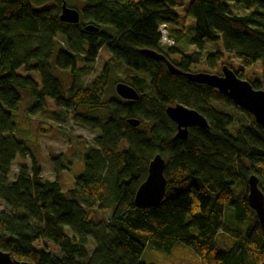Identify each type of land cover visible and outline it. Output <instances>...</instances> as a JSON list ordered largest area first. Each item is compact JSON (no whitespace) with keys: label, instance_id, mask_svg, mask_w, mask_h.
<instances>
[{"label":"trees","instance_id":"1","mask_svg":"<svg viewBox=\"0 0 264 264\" xmlns=\"http://www.w3.org/2000/svg\"><path fill=\"white\" fill-rule=\"evenodd\" d=\"M48 2L56 4V11L33 9ZM82 2L78 23L69 24L58 18L60 0H0V200L7 209L0 212V250L30 264H147L141 260L145 249L168 253L179 242L200 264H264V236L246 203L251 174L264 196V130L244 111L247 125L234 127L231 115L212 106L227 103L225 97L171 74L166 65L191 72L204 62L212 70L222 54L204 55V43L220 41L225 53L240 60L242 69L233 70L237 77L245 79L243 68L261 62L260 81L249 83L264 88V14L251 11L264 8V0H191L184 16L194 21L190 44L195 51L187 55L177 48L186 30L178 23L177 0ZM227 2L248 12L232 13ZM86 25L97 30L85 31ZM160 25L173 46L159 45ZM103 47L108 59L99 75L75 89ZM114 64L134 72L123 83L138 92V100H101ZM19 69L38 74L40 83L17 75ZM59 72L66 73L68 85ZM146 82L152 96L140 91ZM45 98L99 132L82 155V173L64 192L57 179L43 178L39 144L14 134L12 112L21 99L43 109ZM176 104L198 112L208 128L191 127L185 139H175L165 108ZM100 112L107 113L102 122ZM128 118L139 125L131 127ZM122 143L126 148L120 149ZM155 154L165 161L164 195L154 207L137 208L134 195ZM25 155L29 167L20 165L9 182L12 163ZM47 155L55 174L64 170L62 153L49 149ZM225 208L234 209L237 222L252 225L243 231L227 227ZM220 234L231 243L226 245ZM41 240L59 254L35 249Z\"/></svg>","mask_w":264,"mask_h":264},{"label":"rangeland","instance_id":"2","mask_svg":"<svg viewBox=\"0 0 264 264\" xmlns=\"http://www.w3.org/2000/svg\"><path fill=\"white\" fill-rule=\"evenodd\" d=\"M190 1L191 0H177L178 6L176 8L179 26L182 25L186 29L185 36L177 44V48L186 55L195 51L194 46L190 44V40L193 38L195 33L194 21L184 16L185 10ZM65 3L68 7L77 10L79 13L83 9L82 0H65ZM227 5L232 13L243 15L248 12L242 5H236L229 2H227ZM33 9H48L50 11H56V4L54 2H48L42 6L33 7ZM251 11L264 14V8L260 7H254ZM60 40L62 39L60 38ZM214 51H218L222 54L221 61L214 69L211 70L206 67L204 62H200L192 69L191 72H208L220 74L222 63L234 71L242 69L240 60L230 54L225 53L220 41L214 43H204V55ZM107 59L108 54L103 47L97 56V61H94L89 74L82 75L77 78L75 81V89H82L88 86L91 81L99 75ZM77 65L80 67L82 63L78 62ZM261 71V62L256 61L250 67L243 68V75L245 80L252 83L254 81H260ZM132 73L134 72L123 67L122 65L114 64L112 66L106 87L100 93L101 100L107 101L110 98L112 99L115 97L116 94L114 92V85L118 82H123L124 77L131 75ZM16 74L21 77H29L36 83H40L39 76L36 73H26L23 71V69H19L16 71ZM57 76L61 78V82L65 86L69 84L68 76L65 72H59ZM140 91L148 96H152V90L148 86L147 82L140 89ZM21 95L23 94L21 93ZM66 95H68V92ZM44 103V108L39 109L35 107V101L21 99L17 107V111L12 112V121L15 126L14 134L19 138L32 140L39 144L43 178L50 181L57 179L60 184V190L64 192L73 185L75 178H77L82 173V155L89 147L92 146V139L98 136L99 132L79 124L73 112L55 107L54 102L51 99L45 98ZM212 106L218 112L231 115L235 120L234 127L247 125L246 117L241 113L242 110L233 106L230 102L227 101V103H223L214 101L212 102ZM98 115L101 122L107 119L106 112H100ZM228 131L231 132L232 128H230ZM124 148H126V145L122 143L120 149ZM49 149H51L55 154L62 153L64 155V170L57 174H55L54 169L52 168L48 159L47 153ZM20 165L29 167L30 162L27 155L21 158L17 157L12 163L11 172L8 176L9 182H13L17 173V168ZM239 193L240 189L238 188V194ZM6 210L7 209L4 203L0 200V212ZM234 212L235 211L233 208L224 209L223 222L227 227L243 231L252 225L250 220H246L242 223L237 222L234 217ZM106 216H108V214ZM66 232L69 233L67 229ZM192 232L195 233V231ZM220 235L223 236L226 245L231 243V238L229 236L226 234ZM34 247L37 250H46L52 252L55 255L59 254L58 249L50 242L45 240L38 241ZM88 249L89 252L92 253L94 249L92 241H89ZM141 260L147 264H200L198 256H196L189 247L179 242H175L168 253L156 249H145L142 253Z\"/></svg>","mask_w":264,"mask_h":264},{"label":"water","instance_id":"3","mask_svg":"<svg viewBox=\"0 0 264 264\" xmlns=\"http://www.w3.org/2000/svg\"><path fill=\"white\" fill-rule=\"evenodd\" d=\"M60 12L58 18L63 23L76 24L79 21L77 10L66 6L65 0H60ZM85 31H96L91 25L84 27ZM148 56L162 60L163 56L153 52L142 51ZM168 71L173 75H181L188 81L205 85L225 97L228 102L238 109L248 113L264 130V88H253L245 79L235 75L233 70L223 65L220 74L208 72H180L169 62L166 63ZM114 92L118 98L124 101H136L139 98L138 92L131 86L118 82L114 85ZM165 114L175 125V139H185L188 129L199 127L207 129L206 119L198 112L188 109L182 105H169L165 108ZM127 124L137 127L139 121L135 118H128ZM165 161L160 154H155L147 164L146 176L138 186L134 195V205L137 208L154 207L163 198L166 179L164 177ZM246 203L248 208L255 214L260 230L264 236V196L258 187V180L254 174L247 178ZM0 264H30L26 261L12 259L7 253L0 250Z\"/></svg>","mask_w":264,"mask_h":264},{"label":"built area","instance_id":"4","mask_svg":"<svg viewBox=\"0 0 264 264\" xmlns=\"http://www.w3.org/2000/svg\"><path fill=\"white\" fill-rule=\"evenodd\" d=\"M158 33L160 35V37H159V45L160 46L171 47V46L174 45V40L170 39L167 36L166 26L165 25H160L159 26Z\"/></svg>","mask_w":264,"mask_h":264}]
</instances>
